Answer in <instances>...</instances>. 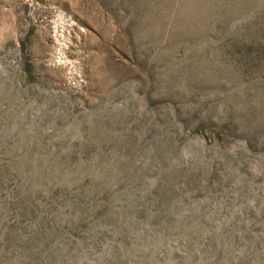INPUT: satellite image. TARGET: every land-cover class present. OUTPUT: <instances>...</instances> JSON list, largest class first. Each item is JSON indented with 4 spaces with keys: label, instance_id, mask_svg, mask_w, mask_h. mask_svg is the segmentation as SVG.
Here are the masks:
<instances>
[{
    "label": "rangeland",
    "instance_id": "rangeland-1",
    "mask_svg": "<svg viewBox=\"0 0 264 264\" xmlns=\"http://www.w3.org/2000/svg\"><path fill=\"white\" fill-rule=\"evenodd\" d=\"M0 264H264V0H0Z\"/></svg>",
    "mask_w": 264,
    "mask_h": 264
}]
</instances>
